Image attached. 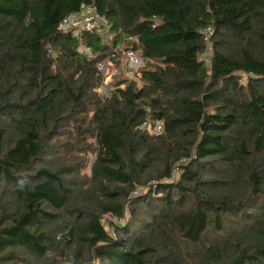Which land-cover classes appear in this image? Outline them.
<instances>
[{
    "label": "trees",
    "instance_id": "trees-1",
    "mask_svg": "<svg viewBox=\"0 0 264 264\" xmlns=\"http://www.w3.org/2000/svg\"><path fill=\"white\" fill-rule=\"evenodd\" d=\"M84 3L138 37L108 97ZM0 264H264V0H0Z\"/></svg>",
    "mask_w": 264,
    "mask_h": 264
},
{
    "label": "built area",
    "instance_id": "built-area-1",
    "mask_svg": "<svg viewBox=\"0 0 264 264\" xmlns=\"http://www.w3.org/2000/svg\"><path fill=\"white\" fill-rule=\"evenodd\" d=\"M152 21V26L155 27L157 19L153 17ZM58 28L61 32L70 33L72 37L78 40L81 39V32H94L100 37L102 43L108 47L104 56L96 62V74L99 81L95 90L103 97L110 96L112 91L117 87L115 83L110 81L113 74L116 73V69L112 68L116 61L121 60L123 66L127 65L133 67L139 66L142 62V59L137 56L133 49V46L138 43V37L122 36L120 42L115 43V33L112 31L111 24L108 22L107 18L100 15L91 4H81L76 12H72L63 17ZM202 34L205 43L204 61L209 65V53L212 49L211 37L213 35V30L210 26L205 27L202 30ZM80 47V52L85 55V57H95L89 46L80 44ZM46 51L48 56H55V52L51 46H47ZM52 66H54V64ZM109 70H111V72H109ZM249 75L253 76L251 73ZM120 86L122 87L123 85ZM135 127L151 135H158L163 132L162 122L148 117L143 119ZM168 180L170 179H166L165 181ZM149 184H155V181ZM142 189L145 190L144 187H139L137 191L141 192ZM137 191H135V193ZM113 235L114 233H111V236Z\"/></svg>",
    "mask_w": 264,
    "mask_h": 264
},
{
    "label": "rangeland",
    "instance_id": "rangeland-1",
    "mask_svg": "<svg viewBox=\"0 0 264 264\" xmlns=\"http://www.w3.org/2000/svg\"><path fill=\"white\" fill-rule=\"evenodd\" d=\"M81 49L80 45H79V50ZM139 57V55H137ZM123 62L120 60V61H116L114 63V65L112 66V68L116 69V73L113 74V77H111L110 81L112 83H116L118 82L119 80L121 79H125V78H128V79H134L136 76H137V72L144 66V63L141 62L139 64V66H127V65H122ZM111 69V68H110ZM130 70V71H128ZM109 72H111V70H109ZM238 75L240 76V81L241 82H245L246 81V78H247V75L243 74V73H238ZM94 155H91V158L93 159ZM91 159V161H92ZM89 167H90V161L89 163L87 164V167H86V171H89ZM179 176V170L176 171L174 174H173V177L172 179L173 180H176ZM145 190L142 189V193L144 192ZM111 222H119L118 219H116L114 216H109V215H105L101 218V223L104 225V227L106 228V230L108 231V233L111 235V233H114L113 229H111L110 227V223ZM115 235V234H114ZM113 235V236H114Z\"/></svg>",
    "mask_w": 264,
    "mask_h": 264
}]
</instances>
